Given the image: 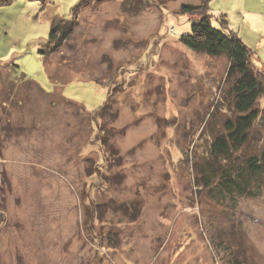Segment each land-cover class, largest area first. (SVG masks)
Instances as JSON below:
<instances>
[{"label":"rangeland","instance_id":"obj_1","mask_svg":"<svg viewBox=\"0 0 264 264\" xmlns=\"http://www.w3.org/2000/svg\"><path fill=\"white\" fill-rule=\"evenodd\" d=\"M79 1L0 6V264H264V192L198 181L233 116L227 58L179 41L194 22L182 4L201 0H87L44 58L53 17ZM210 10L264 77V0ZM245 149L264 152V113Z\"/></svg>","mask_w":264,"mask_h":264},{"label":"trees","instance_id":"obj_2","mask_svg":"<svg viewBox=\"0 0 264 264\" xmlns=\"http://www.w3.org/2000/svg\"><path fill=\"white\" fill-rule=\"evenodd\" d=\"M13 1L15 0H0V6ZM38 1L42 3L43 9L51 2V0ZM211 1L201 0L200 4H182V13L194 17V22L191 32L181 34L179 41L195 52L205 53L212 57L224 55L227 58L226 80L229 86L224 90L223 95L228 97L233 116L225 120L223 130L212 138L209 150L203 155L204 161L197 165L201 175L198 181L208 188L211 187L210 191L217 187L220 195H224L223 192H227V195L235 193L250 196L261 195L264 192V152L260 157L253 152L248 153V150L242 152L252 141L255 122L264 113L257 105L259 99L264 96V77L261 76L263 73L255 69L252 60L253 51L248 48L240 36L228 32V21L225 14L215 16L211 13ZM86 5L88 1L81 0L72 8L71 17L58 16L59 19L57 16L53 17L47 40L48 46L46 45V49L39 51L44 58L61 48L70 38L76 26L74 19L76 15L74 14ZM215 20L219 23L218 27L214 25ZM50 66L49 63V68ZM56 72H58L57 69L51 72L53 74L48 72L49 77L52 78ZM38 88L44 91L40 86ZM54 94L56 98L60 96L62 103L76 104L81 112L86 109L83 104L62 96L57 89L52 93ZM100 112L103 115L112 113L110 103L105 104ZM104 140L107 143V140ZM196 160L195 156L194 162Z\"/></svg>","mask_w":264,"mask_h":264}]
</instances>
